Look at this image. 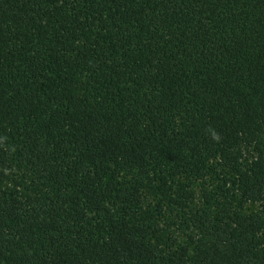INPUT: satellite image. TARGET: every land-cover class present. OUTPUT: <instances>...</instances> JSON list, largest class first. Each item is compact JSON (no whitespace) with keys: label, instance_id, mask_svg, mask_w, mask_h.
Listing matches in <instances>:
<instances>
[{"label":"trees","instance_id":"16d2710c","mask_svg":"<svg viewBox=\"0 0 264 264\" xmlns=\"http://www.w3.org/2000/svg\"><path fill=\"white\" fill-rule=\"evenodd\" d=\"M0 264H264V0H0Z\"/></svg>","mask_w":264,"mask_h":264},{"label":"rangeland","instance_id":"374dc122","mask_svg":"<svg viewBox=\"0 0 264 264\" xmlns=\"http://www.w3.org/2000/svg\"><path fill=\"white\" fill-rule=\"evenodd\" d=\"M207 185H209V189L217 185V178H215L214 176L208 178ZM200 189H202L200 183H195L194 190L196 193H198V196L194 197L195 205H198L199 203L198 197L200 195ZM142 193L144 196V204L139 220L145 225H149L151 228L157 229L158 233H161L162 229L167 228V221L174 220L172 217L169 219L170 210L166 208V206H164V203L161 200L162 196H155L153 189L143 190ZM257 209L258 208L256 205H249L246 207L247 212L256 211Z\"/></svg>","mask_w":264,"mask_h":264},{"label":"clouds","instance_id":"9594fccd","mask_svg":"<svg viewBox=\"0 0 264 264\" xmlns=\"http://www.w3.org/2000/svg\"><path fill=\"white\" fill-rule=\"evenodd\" d=\"M213 138H214V139H216V138H217V137H216V135H215V133H213Z\"/></svg>","mask_w":264,"mask_h":264}]
</instances>
